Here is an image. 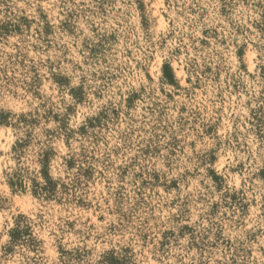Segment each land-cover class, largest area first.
Instances as JSON below:
<instances>
[{
  "label": "clouds",
  "instance_id": "obj_1",
  "mask_svg": "<svg viewBox=\"0 0 264 264\" xmlns=\"http://www.w3.org/2000/svg\"><path fill=\"white\" fill-rule=\"evenodd\" d=\"M140 2L0 0V264H264V0Z\"/></svg>",
  "mask_w": 264,
  "mask_h": 264
},
{
  "label": "rangeland",
  "instance_id": "obj_2",
  "mask_svg": "<svg viewBox=\"0 0 264 264\" xmlns=\"http://www.w3.org/2000/svg\"><path fill=\"white\" fill-rule=\"evenodd\" d=\"M148 2L149 0H141V2L138 4V9L141 12V17H140V23L143 25L147 22V7H148ZM151 3H155V0H150ZM193 2H195V0H193ZM168 3H171L173 7L177 6V4L179 3V0H166V6L168 5ZM189 8H191V5H188ZM231 8V3L230 0H219V6L216 10V15L220 16L221 18L227 16L229 14ZM208 10H205V13ZM9 12H11V10L9 9ZM205 13H201V18L204 17ZM192 15L196 14V9L192 8L191 11ZM12 18L16 19L17 18V13H12ZM72 14L70 13L69 16H71ZM18 19H19V23L16 24L15 26H13L12 24V20H6L5 23L3 25H0V35H7L8 38H12V32L15 31L17 34L21 33V28H20V24H28V14H27V10L26 9H19L18 10ZM64 27L66 29H68L69 31H71V25L68 22H65ZM254 27L257 29V31H264V24H257L254 25ZM221 29L220 28H216L214 30L215 35H219ZM45 32L48 33L50 32L49 28H45ZM202 35L207 36L208 35V30H204L202 32ZM227 41H225L226 43ZM201 45L207 44V41L205 40H201L198 42ZM237 56H243L245 58V60H248L249 56L251 55V50H250V46L249 45H242L239 49H237ZM250 62V61H249ZM167 67V66H166ZM222 75V74H221ZM66 82V78H54V80L52 81V83L55 84H59L62 85L63 83ZM233 87H237V85H233ZM197 91H199V89H197ZM74 94L76 96H80L81 92L78 90H74ZM225 103L227 104V101H225ZM6 126H0V139L5 138L6 136V131H5ZM7 133L10 134L11 133V128H7ZM3 145L0 144V150H2ZM70 167L72 166L71 163L69 165ZM260 176L264 177V171L260 172ZM213 179L216 180L218 185H223L224 183V178L223 177H217V176H213ZM22 187V185H21ZM29 196L30 194L28 192L24 193L23 197H20L19 194H17V199H18V203L20 204L21 207H27L30 206L29 205ZM232 199L235 201L237 199V197L234 195L232 197ZM59 203V202H57ZM83 205V201L80 202V210L81 211H88L91 212L90 209H84L82 207ZM247 207V206H245ZM7 209H4V211H6ZM24 220V216L23 215H19L17 217V223L21 222ZM74 226V222H69L68 223V227H73ZM27 233V230L25 231V234ZM13 237L14 238H19L20 233L18 231H13ZM13 250L11 248L8 249V252H12ZM49 254L54 256L56 253V250L54 248L49 247L48 249Z\"/></svg>",
  "mask_w": 264,
  "mask_h": 264
}]
</instances>
